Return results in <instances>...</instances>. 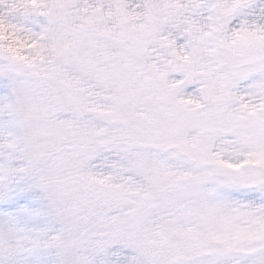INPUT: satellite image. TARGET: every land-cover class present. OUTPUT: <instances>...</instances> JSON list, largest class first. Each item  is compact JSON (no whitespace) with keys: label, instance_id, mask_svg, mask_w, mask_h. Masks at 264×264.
Returning a JSON list of instances; mask_svg holds the SVG:
<instances>
[{"label":"snow or ice","instance_id":"6c2138e0","mask_svg":"<svg viewBox=\"0 0 264 264\" xmlns=\"http://www.w3.org/2000/svg\"><path fill=\"white\" fill-rule=\"evenodd\" d=\"M0 264H264V0H0Z\"/></svg>","mask_w":264,"mask_h":264}]
</instances>
